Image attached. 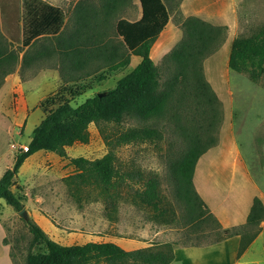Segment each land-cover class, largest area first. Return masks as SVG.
Listing matches in <instances>:
<instances>
[{
	"label": "rangeland",
	"instance_id": "obj_1",
	"mask_svg": "<svg viewBox=\"0 0 264 264\" xmlns=\"http://www.w3.org/2000/svg\"><path fill=\"white\" fill-rule=\"evenodd\" d=\"M106 1L91 0L90 5L102 9ZM136 1H127L119 7L116 18L134 19ZM180 1L163 0L171 16L168 28L181 27L178 22L183 17L177 10ZM186 2L191 4L190 11L202 7L221 10L223 16L217 14V22L224 28L219 49L207 56L202 65L204 77L219 101L221 121L215 133L213 129L207 131L206 141L213 135L216 144L195 164L192 183L194 181L198 188L207 187L208 173L212 172L220 176L214 181L223 187L230 175L237 178L244 175L243 181L254 197L264 201V75L253 82L245 74L230 71L227 65L232 41L238 36H250L264 25V0H237L235 27L233 15H229L230 0ZM17 3V0H0V28L14 35ZM110 23L113 36L110 35L112 38L108 37L103 46L112 45L123 51L121 39L114 32L115 20ZM180 33L182 37L183 30L180 29ZM181 37L175 41L167 34L162 38L163 51L156 47L150 51V58L163 79L168 73L163 58ZM100 55L98 53V59ZM138 63L139 58L133 56L130 63L117 72L103 68L84 80L65 83L64 79L70 80L82 71L73 72L67 60L61 61L55 53L41 59V66L54 68L38 69L35 74L33 69L26 70L23 73L26 81L20 78L17 69L12 73L14 76L7 75L0 88V166L12 167L14 156L27 145L45 110L63 101L75 107L92 95L113 88ZM87 69L94 68L88 66ZM66 151L65 158L47 151L30 156L20 167L12 187L15 191L19 186L26 193L27 218L33 219L51 240L61 245L110 241L125 250H133L182 241L195 230L183 222L166 179V165L179 153V143L170 133L161 128H138L127 116L119 123L90 124L87 142L74 143ZM76 158L92 163L107 158L105 166L109 171H95L92 167L82 176L84 178H79L82 171L73 163ZM102 172H108L104 179L99 176ZM151 181L156 187L154 196L146 194ZM0 204L5 234L2 243L8 246L11 264H25L26 254L38 248L31 244L32 235L25 219L2 199ZM197 222L203 223L202 228L195 230L190 239L196 244L214 240V236L194 239L203 231L202 234H206L214 230L207 214L194 219L193 224Z\"/></svg>",
	"mask_w": 264,
	"mask_h": 264
},
{
	"label": "trees",
	"instance_id": "obj_2",
	"mask_svg": "<svg viewBox=\"0 0 264 264\" xmlns=\"http://www.w3.org/2000/svg\"><path fill=\"white\" fill-rule=\"evenodd\" d=\"M126 1L107 0L102 9L91 12L93 16L102 15L106 21L115 20L114 32L123 45V51L116 47L104 50L103 60L106 66L101 68L117 72L130 63L131 56L138 57L139 63L123 75L113 88L98 92L83 103L74 107L70 102L63 101L55 108L45 110L44 117L33 129L32 137L26 145L27 151H19L12 167L6 169L0 177V199L14 211H21L25 206L26 195L21 187H15V191L12 187L14 178L27 157L38 151L53 152L64 157L65 147L75 142H87L90 123H119L129 116L136 127L161 128L179 143L177 157L166 165V179L174 202L182 214L183 222L190 224V229H201L203 223L193 224V221L207 214L215 231L208 230V233L202 234V229L200 231L203 232L194 239L214 236V240L196 244L190 239L195 232L192 230L182 241L164 242L133 250H125L113 242L61 245L51 240L33 219L26 218V225L32 235L31 244L37 246L38 250L26 254L25 264H170L174 260V248L178 245L208 246L232 236L240 237L237 251L239 257L259 233V224L264 222V205L259 198L254 197L243 225L221 229L208 214L192 183L196 161L216 144L213 135H209L206 141L207 131L211 132L213 129L215 133L221 121L219 101L204 77L202 65L204 58L213 54L223 42L224 28L212 26L196 17L183 20L181 40L163 58L168 69L167 76L163 79L159 68L150 58V48L168 23V9L163 0H139V20L132 22L116 18L118 8ZM85 15L89 18L91 14L86 12ZM15 21L17 29V18ZM82 28L91 29L87 23ZM5 33L0 28V88L5 77L16 69L20 78L26 81L23 76L26 70L33 69L35 74L38 69L54 68L49 65L41 66V59L49 58L55 53H58L61 61L69 60V68L73 72L78 74L82 71V74L70 80L64 79L65 83L84 80L101 70H89L88 66L78 62L79 56L92 55L90 50L85 47L79 49L74 44L68 49V43L61 34L37 39L23 51L21 47L13 45L17 38H8ZM84 39L88 42L90 38L86 36ZM228 68L247 75L253 82L264 75V25L250 36H238L232 41ZM107 161V158L93 163L84 158L73 159V163L82 171L79 178H84L82 176L92 167L95 171L108 170L105 166ZM107 173L102 172L99 176L104 179ZM147 189L146 194L152 196L153 193L154 196L156 187L153 181L148 183Z\"/></svg>",
	"mask_w": 264,
	"mask_h": 264
},
{
	"label": "crops",
	"instance_id": "obj_3",
	"mask_svg": "<svg viewBox=\"0 0 264 264\" xmlns=\"http://www.w3.org/2000/svg\"><path fill=\"white\" fill-rule=\"evenodd\" d=\"M17 1H18L17 3L18 17H17L16 35L12 34L9 31L8 32L5 31L6 32L5 34L6 36H8V38L9 37L11 39H14V37L17 38V42L15 43L16 46L21 47L24 51L29 47V45L33 41L37 39H41L44 37L58 36L61 34L68 43V49H70L69 48L70 45L74 44L79 49L85 47L86 49L90 50V54L92 55L79 56L78 62L83 63L86 66H91L95 69H99V68L103 69L101 67L106 66L103 60L104 52L111 49L113 46L111 45L110 47L105 48L103 45L106 43L105 41L107 40L108 37L112 38L111 36H113V30L110 29L111 20L108 19V21H106L102 15L99 16L98 14L93 16V13L91 12L94 11V9H96V11L99 9L97 7L90 5L91 0H86V1L17 0ZM127 1L129 2L130 0ZM127 1L125 3H127ZM186 1L187 0H181L177 8L178 13H180L183 17L182 21L189 17H196L209 23L212 26L220 27L219 23L217 22L219 17L217 14L223 16L221 10L219 9L207 10L205 7H202L190 11L191 4H188ZM136 2L138 4V8L136 10L135 13L136 17L134 19L129 20L125 17H119V18L120 19L124 18L132 22L139 20L141 18V7L139 0H137ZM236 3L237 0H230L229 15L231 14L233 15L232 24L234 25V27L236 25V20H237ZM67 6H68V11H67ZM86 12H89V14H91L92 16L90 15L89 18H86L85 15ZM182 21L178 22L179 26H181ZM84 23L89 24L91 29L90 30L83 29L82 26ZM170 23H171V16L169 15V20L166 27L160 33L157 39L153 42L150 51L151 49H153V47L161 48L162 50V38L163 36H167V34L168 37L169 35H171L172 38L174 37L175 41H178V39L181 37V33H180L181 27L178 28L175 25H172V28H168V25H170ZM224 24H226L228 27L231 28L230 24L226 22ZM12 36L14 37L12 38ZM86 36L90 38L88 42L84 41L85 40L84 38ZM98 53L99 55L101 54L100 59H98L97 56ZM67 62H68L67 63L68 66L69 60ZM227 65H228V60H227ZM10 75L14 76V74H10ZM75 143H81V142H75ZM68 147L70 146L65 147L66 155L64 157H60L57 154L56 155L59 158H65L67 156L66 149ZM38 152H35L32 155H35ZM29 157H27L24 160V162ZM198 160L196 161V164ZM8 168H10L9 165H4L2 167L0 166V177L2 176L4 171ZM192 179H195L194 175ZM217 179H220L219 175L212 172L208 173V180L210 181L208 183L209 188L208 186L207 187L203 186V188H198L193 181L194 189L196 193L204 202L208 214L211 215L215 220L216 226L220 227L221 229H224V228L243 225L246 222V218L250 206L252 204V199L254 197V195L251 193V190L248 189L246 183L243 181L244 175H241L239 178H237L234 175H230L227 178L228 182L225 185H223V187H220L221 184L219 185L218 183H215L216 181L214 180ZM225 180H226V176H225ZM261 201L264 204V201L263 200ZM0 207L2 210L3 207L1 204ZM259 227H260L259 233L256 235V237L252 240L249 246L244 250V252L239 257L237 256V251L239 247L240 237L232 236L221 242L208 246L177 247L174 249V260L171 263L172 264L175 263L177 264H264V222H261L259 224ZM4 236H5L4 227L0 220V264H11V259L8 252V246L2 243ZM89 242H99V241H89ZM178 253H180V255H178Z\"/></svg>",
	"mask_w": 264,
	"mask_h": 264
},
{
	"label": "water",
	"instance_id": "obj_4",
	"mask_svg": "<svg viewBox=\"0 0 264 264\" xmlns=\"http://www.w3.org/2000/svg\"><path fill=\"white\" fill-rule=\"evenodd\" d=\"M18 215L23 218V219H26L27 218V215H26V212H25V207H23L21 209V211L18 212Z\"/></svg>",
	"mask_w": 264,
	"mask_h": 264
},
{
	"label": "built area",
	"instance_id": "obj_5",
	"mask_svg": "<svg viewBox=\"0 0 264 264\" xmlns=\"http://www.w3.org/2000/svg\"><path fill=\"white\" fill-rule=\"evenodd\" d=\"M20 150H21V152H26L27 151V146H23Z\"/></svg>",
	"mask_w": 264,
	"mask_h": 264
}]
</instances>
